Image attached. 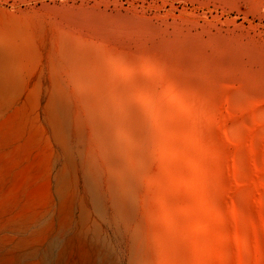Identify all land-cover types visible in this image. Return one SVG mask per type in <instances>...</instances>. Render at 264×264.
<instances>
[{
  "label": "rangeland",
  "instance_id": "rangeland-1",
  "mask_svg": "<svg viewBox=\"0 0 264 264\" xmlns=\"http://www.w3.org/2000/svg\"><path fill=\"white\" fill-rule=\"evenodd\" d=\"M0 264H264V0H0Z\"/></svg>",
  "mask_w": 264,
  "mask_h": 264
},
{
  "label": "bare ground",
  "instance_id": "bare-ground-1",
  "mask_svg": "<svg viewBox=\"0 0 264 264\" xmlns=\"http://www.w3.org/2000/svg\"><path fill=\"white\" fill-rule=\"evenodd\" d=\"M171 45L172 44L170 42H164L161 44V46L163 47H168ZM188 67L196 68L200 72L202 77H210L207 71L202 66L198 65L197 63H186L184 68H188ZM198 81L199 80L196 77H191L188 75L181 74L179 77L176 78L174 87L171 90L172 93L169 94V96L176 97L179 104L182 106V108L184 107L185 109L190 111L192 114H196L195 112L196 110H195V105L192 99L191 92L199 91ZM199 102L204 104L205 100L201 99V101ZM147 105L149 108L153 110L157 108L158 110H163L166 113H168V115H170L169 120L173 123V124L171 123V125L173 126L175 125V121H176L175 117L178 118L183 125H187V115L183 113L181 108L177 107L173 102H170L168 100L167 103H163L162 101L157 100L156 98L152 96H149ZM183 133L186 135L188 139L190 138L191 141L192 139L200 140L199 132L195 131L193 133L190 127H185L183 129ZM187 153L190 154L189 151ZM190 159L192 162L197 164V159L195 158L193 154H190Z\"/></svg>",
  "mask_w": 264,
  "mask_h": 264
}]
</instances>
